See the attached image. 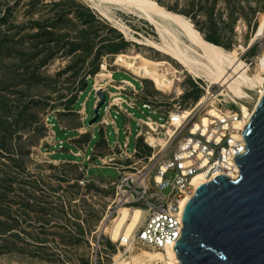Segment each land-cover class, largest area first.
I'll return each instance as SVG.
<instances>
[{
    "label": "rangeland",
    "instance_id": "374dc122",
    "mask_svg": "<svg viewBox=\"0 0 264 264\" xmlns=\"http://www.w3.org/2000/svg\"><path fill=\"white\" fill-rule=\"evenodd\" d=\"M161 1L197 27L214 31L222 46L237 48L239 56L247 58L248 64L253 62L250 66L264 76L259 59H264L261 33L264 0H214L215 3L201 0L199 8L194 10L196 0ZM97 3L96 0H0V264H164L159 262V252L131 244L144 217V208L125 204L113 214L111 204L116 188L107 179L117 178L119 170L113 166L93 167L89 176L96 179L81 183L83 173L79 163L50 153L48 140L52 128L47 118L50 116L58 131L57 118L69 128L79 126L82 121L78 104L83 100V107L89 97L85 122L89 126L95 113L91 90L106 57L110 69L128 72H117L116 80L136 76L144 83L138 95L140 99L149 100L163 112L136 110L131 123L129 150L132 152L139 117L150 116L166 124L171 111L195 107L206 96L209 81L183 71L181 63L154 47L131 40L146 37L158 40L153 24L141 15L115 3H109L110 9L101 6L106 10L102 12ZM119 23L127 24L130 31H122ZM121 52L171 61L172 66H164L171 77L169 89L160 90L153 80L118 64ZM173 67L182 72H174ZM108 74L111 76V71ZM139 80L135 81L137 87L141 85ZM179 88L182 94H178ZM211 88L220 92V98L233 102L230 96L223 95L221 84H213ZM108 100L109 92L106 103ZM204 105L195 111L198 117L211 108L210 105L203 108ZM226 106L236 108L233 103ZM103 112L104 105L100 115ZM118 121L120 135L108 127L107 137L112 144L126 139L123 117ZM159 129L165 131L163 127ZM142 130H149L147 124H142ZM64 133L60 130L62 136L74 134L69 130ZM95 134L91 140L93 147L101 139L97 127ZM177 134L166 153L175 150ZM157 136L169 139L164 133ZM76 143L84 147L87 142L82 137ZM156 150L141 135L137 152L122 162L150 168L153 160L150 162L147 156ZM108 152L107 144L97 148L98 155ZM175 173L170 170L166 178L173 180ZM171 189L168 186L164 192ZM106 223L109 229L104 231ZM121 245L130 246L131 252L123 254ZM116 255L120 256L119 261Z\"/></svg>",
    "mask_w": 264,
    "mask_h": 264
},
{
    "label": "built area",
    "instance_id": "2783aa9c",
    "mask_svg": "<svg viewBox=\"0 0 264 264\" xmlns=\"http://www.w3.org/2000/svg\"><path fill=\"white\" fill-rule=\"evenodd\" d=\"M244 61L246 62L247 58H244ZM252 63L250 62L249 65ZM110 66L105 57L94 78L95 82L91 92L95 93L97 101L100 99L96 94L98 89L102 88L107 93V89L101 84L98 85V82L103 83L104 79L109 78L107 75L102 76L101 72L111 71L112 74ZM98 76L100 77L97 78ZM132 76L139 80L136 76ZM136 80L121 79L115 92L108 91L109 100L107 103L104 102V112L100 115L97 123H109L117 119V114L111 115L113 106L118 108L117 113L121 109V104L127 101L133 107H140L138 95L144 88V83L139 80L141 85L137 87ZM211 87L205 88L207 102L203 108L210 105L216 109L217 113L212 114L210 121L205 124L202 116L198 117L197 112L190 116H184L181 109L171 111L167 123L175 126L176 134L178 133L179 136L175 150L168 154L166 148L155 159V152L147 156L150 162L153 160L150 168H146L145 165L142 168H137L134 163L123 165L114 156L101 159L102 165L115 166L121 171L119 177L108 180L116 188L115 199L111 204L113 214L118 213L121 206L125 204L134 206L136 204L145 210L144 217L131 240V244L134 246L161 250L174 249L173 244L181 237L180 229L184 227L182 214L185 200L189 195L190 197L195 195L197 190L193 183L194 177L198 173H202L211 180L219 174L232 177V173L240 171L235 158L237 154L248 150L243 135L246 120L243 121L244 116L237 103L229 101L224 96H222L224 98H218L216 94L219 91L214 92ZM210 88L212 91H209ZM226 103H233L237 109L228 108ZM142 107L153 108L150 102H144ZM47 122L52 128L54 124L50 116L47 118ZM150 123L155 126L152 128L156 135L164 133L165 136H169L166 131L159 129L165 123L149 116L142 124L150 125ZM176 123L180 125L177 126ZM196 123H199L197 127H195ZM152 147L155 148V146ZM87 159L91 161V156H87ZM130 167L135 168V171L128 170ZM172 169L176 173L173 180H169L166 178V174ZM80 170L83 173L81 183L87 184L95 180L94 177L89 176V166L81 163ZM168 186H171L172 189L169 193H165L164 189ZM121 246L124 247L123 254L131 252L128 245Z\"/></svg>",
    "mask_w": 264,
    "mask_h": 264
},
{
    "label": "water",
    "instance_id": "95a60500",
    "mask_svg": "<svg viewBox=\"0 0 264 264\" xmlns=\"http://www.w3.org/2000/svg\"><path fill=\"white\" fill-rule=\"evenodd\" d=\"M90 120L94 124L107 93ZM246 150L236 155L234 179L219 174L201 184L183 208L181 237L173 247L175 264H264V94L243 129Z\"/></svg>",
    "mask_w": 264,
    "mask_h": 264
},
{
    "label": "bare ground",
    "instance_id": "6f19581e",
    "mask_svg": "<svg viewBox=\"0 0 264 264\" xmlns=\"http://www.w3.org/2000/svg\"><path fill=\"white\" fill-rule=\"evenodd\" d=\"M96 1L100 8L105 5L106 8L110 9L111 5L109 3H115L124 10H128L131 13H138L139 16L141 15L143 18L151 22L158 33V40L149 37H146L145 40L134 37L135 39L131 40L154 47L163 54L177 60L184 67L183 71H187L197 77L206 78L209 81L208 86H212L216 83L221 84V86L224 87L222 91L223 95L230 96L233 99V102L240 106L244 116L243 121L245 119L247 123L250 114L264 94V76L257 73L258 71H255L239 56L237 48L230 50L220 44L210 41L189 18L183 14L168 9L157 0ZM97 4L96 6H98ZM103 10L105 9L102 8V12ZM126 25L125 23H119V28L128 33L130 27ZM261 29V33L264 34V25ZM262 58L259 57L264 66V59ZM116 62L127 67L133 72V74L135 73L143 78H149L151 81L153 80L156 87L160 90L166 91L170 87L171 77H169L168 72L165 71L166 69H164V66L167 64L172 66V63L167 59H154L144 54L121 52ZM173 68L176 73L182 72V70L177 67ZM175 76L179 78L177 74ZM259 86L260 88H258ZM209 91H211V88ZM182 93L183 91L179 88L178 94ZM219 94L220 92L216 94L218 95V98H220ZM206 102L207 96H204L198 101L195 107L183 109L184 116L192 115ZM216 113V109L211 107L206 114L202 116L205 124L210 121L211 115ZM176 125L179 126L180 124L176 123ZM198 125L199 123H196L195 127ZM147 126L149 130L145 131L144 136L147 138L146 140L151 146L157 148L155 151V159L161 152L169 147V143L173 141L176 135V129L173 124H164L163 128L167 134H169V139L163 140L162 137L157 136L154 132V129L152 128L154 125L152 123ZM231 176L236 179L239 177V172H234ZM159 178H161V176H159ZM208 181L209 178L206 177L205 174L198 173L194 177L193 183L195 187L198 188L201 184ZM189 197L190 195L186 198L185 203ZM108 229L109 225L106 223L104 231H107ZM153 250L160 253L158 255L159 262H163L164 264H175L181 261L180 258L177 257L176 251L173 248H168L166 250L156 248ZM146 254L152 256L155 255V253L151 252H146Z\"/></svg>",
    "mask_w": 264,
    "mask_h": 264
},
{
    "label": "crops",
    "instance_id": "0c3cea01",
    "mask_svg": "<svg viewBox=\"0 0 264 264\" xmlns=\"http://www.w3.org/2000/svg\"><path fill=\"white\" fill-rule=\"evenodd\" d=\"M125 72L128 73L124 70L121 69H112V74L111 76H109V72H101L102 74H105L107 76H109V78L104 79V82L101 84L105 89H107V92H115V88L116 86L120 85V80H116L115 74L117 72ZM122 79H128V80H136V78H122ZM137 81V80H136ZM113 88V89H112ZM92 95L95 97V94L92 93ZM89 97L85 100V104L82 107L79 106L80 108L78 109V112L81 113V124L79 126L76 127H67L64 126L63 124H61L60 120L57 118L58 120V124H59V129L61 131H64L65 135H66V130L69 131H73V135L70 136L68 135L66 136H62L60 135V130L58 131L55 127L54 121L53 122V127L51 129V133H50V138H49V151L50 153H54L53 156L60 158V157H69V158H73V160L79 164L84 163L85 165L89 166L90 169L93 167H107L106 165H102L101 163V159L102 158H107L110 156H114V158L116 160H120L119 163L123 164V165H128L125 164L122 161L128 160L132 155H134L137 152L138 149V140L140 138L141 135H144V131L142 130V123L144 120H146L147 118H143V117H139L137 120V125H138V130L135 133V141H136V146L134 148V150L131 152L129 150V145H130V134L132 132V121L135 120V115H136V110H140L142 112H144V109H148V110H153L154 112H162L159 111L156 107H154L152 109L149 108H143L142 105L144 102H149V100H143L140 99V97L138 96V103L140 107H133L131 104H129V102L127 101L126 103L121 104V109L120 111L117 113L118 108L116 106H113L111 109V115H116L117 114V119L113 120L109 123H94V124H90L89 122V126L88 124H86V120H87V101H88ZM83 102V100H82ZM97 103V98L95 97V101H94V106ZM163 113V112H162ZM123 117V128H124V132L126 133V139L121 142L119 140L115 141L113 144L109 142L108 137H107V131H108V127H113L115 132L117 133V135H120V124H119V119ZM99 128L101 131V139L100 141L93 147L91 145V140L93 138H95L96 134H95V128ZM140 131H142L140 133ZM85 137V142L86 145L84 147H80L77 143L76 140L79 138ZM62 142V143H61ZM108 145L109 147V152L105 153L103 155L101 154H97V148H100L102 145ZM125 144H127L125 146ZM91 151V152H90ZM87 156H91V161H89L87 159ZM115 167V166H113ZM116 169H118L117 167H115ZM119 170V169H118ZM120 175H121V171L119 170ZM119 175V176H120ZM118 176V177H119ZM96 179V178H95ZM109 180V179H107Z\"/></svg>",
    "mask_w": 264,
    "mask_h": 264
},
{
    "label": "trees",
    "instance_id": "16d2710c",
    "mask_svg": "<svg viewBox=\"0 0 264 264\" xmlns=\"http://www.w3.org/2000/svg\"><path fill=\"white\" fill-rule=\"evenodd\" d=\"M160 3H163L161 0H158ZM200 1L201 0H196V2H194L193 3V10L195 9V8H199V4H200ZM213 2L215 3V1L213 0ZM170 8V7H169ZM211 10H214V6L213 7H211ZM196 24V23H195ZM197 25V24H196ZM198 26V25H197ZM199 28V27H198ZM201 31H202V33L204 34V36L207 38V39H209L210 41H212V42H214V43H217V44H220V41H219V38L214 34V31H211V30H209V31H205L203 28H199ZM221 45V44H220ZM228 49H231V48H228ZM98 72V71H97ZM84 95H86L85 94V92L83 93ZM81 104H82V100H80V102H79V104H78V106H81ZM163 122V121H162Z\"/></svg>",
    "mask_w": 264,
    "mask_h": 264
}]
</instances>
